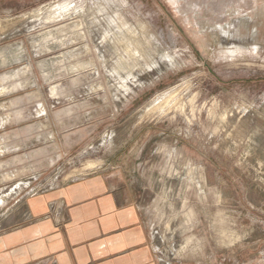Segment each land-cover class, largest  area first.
Listing matches in <instances>:
<instances>
[{"label":"rangeland","instance_id":"374dc122","mask_svg":"<svg viewBox=\"0 0 264 264\" xmlns=\"http://www.w3.org/2000/svg\"><path fill=\"white\" fill-rule=\"evenodd\" d=\"M100 171L163 259L264 264V0H0V208Z\"/></svg>","mask_w":264,"mask_h":264},{"label":"crops","instance_id":"0c3cea01","mask_svg":"<svg viewBox=\"0 0 264 264\" xmlns=\"http://www.w3.org/2000/svg\"><path fill=\"white\" fill-rule=\"evenodd\" d=\"M120 173L16 192L0 208V264H184L161 257Z\"/></svg>","mask_w":264,"mask_h":264}]
</instances>
